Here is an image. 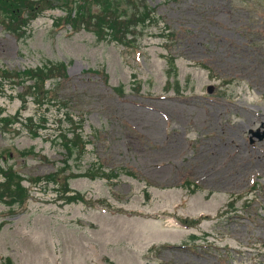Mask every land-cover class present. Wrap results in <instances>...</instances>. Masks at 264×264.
I'll return each instance as SVG.
<instances>
[{"label":"rangeland","instance_id":"374dc122","mask_svg":"<svg viewBox=\"0 0 264 264\" xmlns=\"http://www.w3.org/2000/svg\"><path fill=\"white\" fill-rule=\"evenodd\" d=\"M148 2L158 18L130 35L128 46L61 23L67 11L60 0L20 38L0 25L1 66L62 61L70 77L59 98L40 107L31 98L23 103L22 85L3 89L0 82L1 117L18 122L0 127V164L25 178L29 196L0 200V264H48L54 252L61 264L67 248L64 264H100L89 248L109 250L117 261L104 257L103 264H264V169L251 161L239 181L222 179L210 148L224 125L249 155L264 159L257 121L264 115V0ZM30 117L39 138L21 124ZM81 118L87 151L69 160L71 170L111 178L71 181L84 196L71 204L58 185L31 178L70 171L60 133ZM201 215L199 224L179 227ZM128 219L182 235L150 234L165 239L149 252L140 244L144 229L136 228V241Z\"/></svg>","mask_w":264,"mask_h":264},{"label":"trees","instance_id":"16d2710c","mask_svg":"<svg viewBox=\"0 0 264 264\" xmlns=\"http://www.w3.org/2000/svg\"><path fill=\"white\" fill-rule=\"evenodd\" d=\"M27 0H0V7L3 11L10 13V10H15L19 7H24ZM77 2V1H76ZM78 5V16H75L74 21L79 20L81 25L86 29H93L95 32L101 30H107L115 33L118 29L119 24L130 21L134 25L144 22L147 18L151 16V10L149 6L145 3V0H85L83 4L76 3ZM89 6V9L86 7ZM97 8V13L93 12V7ZM19 12H14L16 15ZM11 14V13H10ZM87 18V19H86ZM125 20V21H123ZM64 66H57L49 70L47 75L43 71L36 76V78L44 81L43 76L47 75L52 78L55 73L62 74L65 77ZM35 71H30L28 73L34 74ZM74 145H80V137L77 136L76 140L73 142ZM69 144H67V151L70 152ZM76 177V176H74Z\"/></svg>","mask_w":264,"mask_h":264},{"label":"bare ground","instance_id":"6f19581e","mask_svg":"<svg viewBox=\"0 0 264 264\" xmlns=\"http://www.w3.org/2000/svg\"><path fill=\"white\" fill-rule=\"evenodd\" d=\"M257 121L264 124V115H259ZM235 125L236 123L232 120V126L235 127ZM204 147L202 146V150ZM210 148L211 152L215 151L219 159L218 171L222 179L230 177L239 181L252 162L256 164L255 167L264 169V159L255 160L249 155L243 146L238 145L236 133L226 129L224 125L221 126L217 142Z\"/></svg>","mask_w":264,"mask_h":264}]
</instances>
